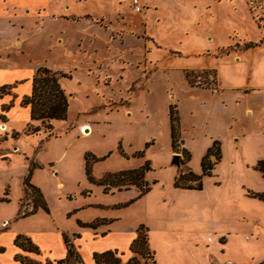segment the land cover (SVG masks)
<instances>
[{"label": "rangeland", "instance_id": "obj_1", "mask_svg": "<svg viewBox=\"0 0 264 264\" xmlns=\"http://www.w3.org/2000/svg\"><path fill=\"white\" fill-rule=\"evenodd\" d=\"M143 7L141 14H135L128 0H0V55L4 52L0 57V86L25 81L16 90L14 107L4 113L6 124L0 120L5 125L4 130L0 128V148L9 150L0 149V198L8 200L0 202V222L16 214L19 198L24 212L28 201L35 205L42 200L38 192L23 191L27 163L23 152L12 150L13 131L19 135L18 143L27 156L42 163L55 162L57 176H42L40 184L53 218L67 230L71 221L64 213L81 202L75 195L88 186L83 152L97 155L113 151L118 135L130 139L136 149L152 136L155 140L148 153L151 170L145 175L151 189L144 200L126 211L128 223L151 224L155 220L151 206L160 205L163 200L164 207L207 206V214L209 207L215 208L209 215L220 222L224 232L242 224H236L234 217L251 218L260 213L264 201L248 197L247 192L264 191V181L255 169L247 170L244 164L257 153H264V144L260 145L259 138L251 135L240 140L238 153L230 139L231 134L257 123L243 117L237 105L228 104L223 109L215 95L219 91L217 69L184 67L217 66L223 86L264 84L256 75V67L264 63V0H143ZM249 42L257 46L245 50L244 44ZM238 57L240 61L236 62ZM39 67L71 76L60 79L68 98V114L66 121L53 122L50 132L41 128L43 134L27 136L23 133L27 124L35 127L40 122L30 121L29 111L19 107V98L29 91L33 71ZM185 81L212 94L192 93ZM10 100L5 97L0 104ZM129 102L130 112L110 114L108 125L102 124V110L95 111L99 104L98 108L115 111ZM169 105L176 106L191 154L190 161L180 168L171 164L172 154L180 155V163L184 162L182 149L186 148L180 135L178 152L170 156L166 134ZM91 121L99 122L96 132L84 136L80 127L87 124H81ZM228 125L230 130L225 128ZM217 140L221 143L222 159L212 171L215 177L203 178L204 193L188 194L174 188V168L179 172L189 167L201 173L203 152L211 141ZM148 159L144 153L141 161L110 160L105 165L99 163L95 173L136 166L139 161L142 165ZM57 180L63 183L62 191L55 188ZM213 180L234 194L229 208L224 200L210 205L206 194L212 190ZM153 181L156 183L151 184ZM58 188L62 189V185L58 184ZM131 189L116 195L97 194L96 200L109 203L137 193ZM232 209L236 214L230 216L228 211ZM26 225L17 223L12 229H24Z\"/></svg>", "mask_w": 264, "mask_h": 264}, {"label": "crops", "instance_id": "obj_2", "mask_svg": "<svg viewBox=\"0 0 264 264\" xmlns=\"http://www.w3.org/2000/svg\"><path fill=\"white\" fill-rule=\"evenodd\" d=\"M128 1L130 8V0ZM141 2L143 5V0H141ZM5 30L8 31V29ZM3 53L0 55V57L4 56ZM240 57H238V61L236 62L240 61ZM184 69H217L218 80H216V84L219 91L215 95L219 96L220 104L223 106V109H226L228 104L237 105V109L243 117L253 118L254 122L257 123L256 126H253L249 129L246 128V130H240L237 134L230 135V139L235 143V151H238L239 153L238 148L240 140L248 138L251 135L259 138V141L261 142L260 145L262 143L264 144V84L257 87L235 84L223 86L221 73L217 66L209 65L204 67H184ZM256 72V75L259 74L260 78L263 80L262 82L264 83V63H261L260 66L256 67ZM24 82L25 81H19L18 83H14L13 85H15V87L11 91L12 96L7 95L3 98L10 97V99H12V97L14 96L16 99V90ZM185 84L187 86V89L192 93H210L207 89L190 86L187 81H185ZM30 91L31 81L29 82V91L26 95H29ZM234 92H236L237 94H234ZM26 95H23L21 96V98H19V103L21 99ZM3 98H1L0 101L3 100ZM2 104L5 103H1L0 107ZM98 106H100V104ZM98 106L95 107V111L102 110V112L104 113V119L102 122L103 125L110 124V114L118 113L120 110H123L124 114L130 112V102L129 105L118 107V110L115 111L106 110L105 108H98ZM12 108H10V110ZM24 109H27L29 111L28 107ZM10 110L7 113H9ZM146 118H148V116H146ZM34 122L37 121H33V123ZM53 122L62 121H52V126ZM166 122V134L170 146L168 109ZM4 124H6V121L4 122ZM83 124H87L89 126L90 134H92L96 132L99 122H84L81 125ZM180 128V135L185 144L184 136L182 134V127ZM225 128L227 130H230L232 127L228 125ZM77 131L79 133V128ZM13 132L16 135L15 137L13 136L14 138L11 137V139L14 140L12 150H19L18 154L20 152H23L22 155L27 163V169L25 171L23 180L28 174H30L29 184L37 190L38 194L41 195L43 201L46 204L48 212H45L43 209L38 207L33 213H31L34 205L29 201L23 207L24 209H26V212H24V210L20 209V198L18 199V209L16 214L11 216L9 219H3L0 222V264H20V262L17 260L18 258L23 259L27 262V264H66L62 263V261H64L67 256V249L63 241V235H66L70 240V243L73 245L75 252L78 254L81 260V264H94L93 255L95 253H101L104 251H112L122 263H126L133 257V254L130 251V245L137 236L136 229L139 225H143L147 229V243L149 249L153 252L154 264H259L264 260V202H261V210L257 217L252 216L254 217H251L252 219L244 217L238 219L234 217V222L236 224H242L235 229L224 232L220 229V222H216L214 218H211L209 215L210 213H213L212 210L215 208L211 209L209 207L210 211L207 214V206L206 208H203L200 207L202 205L195 206L186 204L178 207H164L162 206V203H164L163 200L160 205L151 206V213L153 214L155 219L151 224H148L146 222L145 224L141 221L128 223L125 219L126 211H128V209H130L141 199L144 200L145 195L125 208H121L119 207V205L124 204L128 200L134 198L137 193H132L126 198L114 200L109 203H103L100 200H96L97 194L116 195L129 192L132 189L128 191H115L113 193L104 194L101 187L88 183L84 171L85 154L90 153L97 158H101L110 153L106 159L96 162L92 165V176L95 179H100L107 173H114L122 170L133 169L132 167L137 168L141 166V158L132 156L134 153L144 150V146L146 143H151L149 147L144 150V153H146V157L148 159L149 150L154 145L155 141L154 139H152L153 136L146 139L139 149L132 148L130 139H125L121 135H118V137L116 138V147L113 151H108L103 154L97 155L90 151L83 152V172L88 186H83V189L78 192L77 196L75 195V198L82 199L81 202H79L71 210H68L64 213L66 219H69L71 221V228L68 230L64 229L60 222L53 218L52 211L49 209L48 204L45 200L44 190L40 184V179L42 178V176H57V173H55V162L47 161L42 163L35 160L31 155L27 156V153H24L20 144L18 143L19 135L15 131ZM37 134L43 133L39 131L38 133L33 135ZM44 140L48 139H46L44 136ZM5 141L7 140L5 139L2 142ZM42 142L43 140H41L40 143ZM212 142L213 141L210 142L209 146H207V148L203 152V156L205 155L207 149L211 146ZM119 145L121 146L122 151L124 150L123 153L127 157H123L119 154L117 149ZM169 148L171 156V147ZM185 148L187 149V151H189L186 144ZM1 151L9 152V150L6 149H1ZM220 152L222 159L221 143ZM111 155L113 156L110 160H116L118 162H126L127 160L133 161L136 159H139L140 161L137 162L136 166L112 170L107 169L97 175L95 171L98 167V164H108L110 162L109 158L111 157ZM145 161L151 162L149 159ZM259 161H264V153H257L252 161H248L244 164V168L247 170H253ZM192 171L196 174H200V172L198 173L195 169ZM174 172L176 175L178 173V169L174 168ZM255 172H257V174H259L261 176V179L264 181L261 173L256 170ZM214 177L215 174H213L212 172L211 178ZM213 181L214 185L212 190L209 192V194H206V197H208V199H210L211 201L210 205H214L217 202L221 203L224 200V202L227 204V208H229L228 206H231L230 203L233 202L232 198L234 194L223 189L220 182L216 180ZM58 184L62 185V189L58 188ZM55 188L62 191L64 189L63 183L57 180L55 182ZM26 189L32 190L31 188H25L23 186V191ZM177 190L188 194H203L205 191L203 187L200 191ZM65 195L74 194L65 193ZM244 196L246 197V194ZM62 197L65 198L64 195H62ZM235 198L234 202L236 200ZM236 207L237 206H235V208ZM235 211L237 212V208ZM228 212L230 213V216H232L234 209L229 210ZM236 212H234V214H236ZM25 213L27 215L24 216ZM85 215H90V217L84 218ZM96 220H105V222L98 225L95 229L81 228L77 225V222L90 223ZM46 221L49 223L48 225L45 223ZM4 222H6L7 225L3 227L2 224ZM17 223H26L27 225L24 229H12V226ZM19 235L27 238L30 243L37 248V253L25 252L21 248L16 246L14 241L15 238ZM67 264L73 263L68 262Z\"/></svg>", "mask_w": 264, "mask_h": 264}, {"label": "trees", "instance_id": "obj_3", "mask_svg": "<svg viewBox=\"0 0 264 264\" xmlns=\"http://www.w3.org/2000/svg\"><path fill=\"white\" fill-rule=\"evenodd\" d=\"M255 43L244 44V49H250L256 47ZM67 78L71 79V76L65 73L54 72L46 67H39L31 79V91L29 95L24 96L19 106L22 108H29V118L30 121L40 122V126L32 127L30 123L27 124V130L23 133L26 135H33L43 128L44 131L50 132L53 128L52 121H65L68 114V98L65 94L64 89L61 87L60 79ZM15 85H4L0 87V99L4 96L11 95L12 89ZM13 98L7 103L2 104L0 107V120L5 122L4 113L8 112L10 108L13 107ZM168 118H169V131H170V147L173 153L178 152V142L180 140V118L175 105H169L168 108ZM16 135V134H15ZM151 143H146L144 150L149 147ZM118 152L123 157H127L121 146H118ZM144 150L136 152L132 157L142 158L144 156ZM110 154V153H109ZM109 154L104 157L97 158L90 153H86L84 156L85 160V177L88 183L101 187L104 194L112 189L117 192L128 191L132 187L136 189L137 195L119 205L121 208L128 207L136 200L147 194L151 185L145 180V175L151 170L150 162L145 161L141 166L133 169L122 170L114 173H107L103 175L100 179H95L92 176V165L96 162L103 161ZM182 154L184 157V162L181 165H185L191 159L189 151L182 149ZM221 160L220 143L218 141H213L212 145L207 149L205 155L201 158L200 167L201 173H194L189 167L181 170L174 177L173 187L185 190H202V180L204 177L212 176V171L217 163ZM259 171L264 178V161H259L254 168ZM30 174H28L23 180V185L25 188H31L33 192L37 190L29 184ZM153 181L151 184H155ZM113 193V192H110ZM6 195V193H5ZM247 196L250 198L257 199L259 201H264V192L255 193L248 191ZM41 198V195H38ZM6 198H0V202H7ZM38 207L48 212L45 202L43 199L34 205L33 213ZM27 215L26 213L24 216ZM105 220H96L90 223L77 222V225L81 228L95 229L98 225L104 223ZM137 236L130 245V251L133 257L129 259L126 263H122L120 259L112 251H104L101 253H95L93 255L94 264H154L153 252L149 249L147 243V229L143 225H139L136 229ZM63 241L67 249V256L62 263L71 262L73 264H81V260L78 254L75 252L73 245L66 235H63ZM15 245L21 248L25 252L37 253V248L34 247L30 241L22 235L15 238ZM20 264H27L23 259H17ZM259 264H264V260Z\"/></svg>", "mask_w": 264, "mask_h": 264}, {"label": "built area", "instance_id": "obj_4", "mask_svg": "<svg viewBox=\"0 0 264 264\" xmlns=\"http://www.w3.org/2000/svg\"><path fill=\"white\" fill-rule=\"evenodd\" d=\"M130 8L133 13L141 14L144 7L141 0H130Z\"/></svg>", "mask_w": 264, "mask_h": 264}, {"label": "bare ground", "instance_id": "obj_5", "mask_svg": "<svg viewBox=\"0 0 264 264\" xmlns=\"http://www.w3.org/2000/svg\"><path fill=\"white\" fill-rule=\"evenodd\" d=\"M1 130H4L5 129V125L4 124H1ZM80 131L81 133L84 135V136H87L90 134V128L88 125H83L80 127Z\"/></svg>", "mask_w": 264, "mask_h": 264}, {"label": "water", "instance_id": "obj_6", "mask_svg": "<svg viewBox=\"0 0 264 264\" xmlns=\"http://www.w3.org/2000/svg\"><path fill=\"white\" fill-rule=\"evenodd\" d=\"M171 164L174 165L177 168H180V155L178 154H173L172 155V160H171Z\"/></svg>", "mask_w": 264, "mask_h": 264}]
</instances>
